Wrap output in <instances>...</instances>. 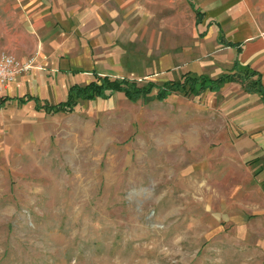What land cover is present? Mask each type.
I'll use <instances>...</instances> for the list:
<instances>
[{
	"label": "rangeland",
	"instance_id": "rangeland-1",
	"mask_svg": "<svg viewBox=\"0 0 264 264\" xmlns=\"http://www.w3.org/2000/svg\"><path fill=\"white\" fill-rule=\"evenodd\" d=\"M246 1L264 32V0ZM144 8L165 25L175 10L192 14L186 0ZM182 24L178 36L129 43L133 73L113 77L153 79L140 77L156 56L146 52L192 43V20ZM195 93L131 101L115 91L56 113L0 111V264H264V231L239 222L229 183L190 159L189 134L201 126L204 137V122L189 128Z\"/></svg>",
	"mask_w": 264,
	"mask_h": 264
},
{
	"label": "crops",
	"instance_id": "crops-1",
	"mask_svg": "<svg viewBox=\"0 0 264 264\" xmlns=\"http://www.w3.org/2000/svg\"><path fill=\"white\" fill-rule=\"evenodd\" d=\"M148 1L0 0V53H12L21 61L34 57L36 65L0 93L5 98L0 111L14 107L18 108L17 113L28 110L36 114L44 110L45 102L56 104L66 100L73 84L85 85L96 75H120L123 71L130 77L134 67L129 63L135 50L128 47L129 43L135 46L147 35L162 39L165 29L172 37L178 36L184 19H191L193 42L182 47L171 43L165 52L163 41L156 43L154 49L146 52L156 55L152 69L148 71L146 56L145 63L139 66L145 75L140 77L150 75L153 79L148 81L163 84L180 80L184 73L211 79L235 74L246 67L259 73L262 93L246 89L253 78L243 79L239 75L216 90L207 88L194 94L196 104L193 113H189L193 114L189 128L204 122V137L199 136L201 126H197V133L193 131L196 135L189 134L188 147L193 151L190 159L195 160L197 169L203 167L211 179L222 177L229 183L227 188L232 190L238 221L256 223L264 231L261 26L246 0H192L203 12L198 23L195 10L186 0L192 14L185 17L175 10L166 19V25L163 17L153 16L144 8ZM149 22H154V27ZM219 29L234 45L219 42Z\"/></svg>",
	"mask_w": 264,
	"mask_h": 264
},
{
	"label": "trees",
	"instance_id": "trees-1",
	"mask_svg": "<svg viewBox=\"0 0 264 264\" xmlns=\"http://www.w3.org/2000/svg\"><path fill=\"white\" fill-rule=\"evenodd\" d=\"M192 8L196 12V22H200L203 18L201 12L192 0H189ZM218 40L225 45H234L231 41L226 40L222 30L219 29ZM243 79L253 78L246 85L248 90H256L262 93L260 85V75L258 72L246 67L235 74H223L217 79H211L206 75H192L184 73L180 80H170L163 84H157L153 81H148L145 85L138 86L135 81H129L126 78L118 79L113 76H95V79L85 85L73 84L69 90L67 99L56 104L45 102L43 108L47 111L56 113L66 111L69 107L75 106L79 100H92L94 98L107 99L115 91H123L129 100L135 101L142 98H155L159 101H164L172 92H184L186 90H194L197 94L203 92L205 89L216 90L220 85L227 81L233 80L235 76ZM5 98L0 97V103H3Z\"/></svg>",
	"mask_w": 264,
	"mask_h": 264
},
{
	"label": "built area",
	"instance_id": "built-area-1",
	"mask_svg": "<svg viewBox=\"0 0 264 264\" xmlns=\"http://www.w3.org/2000/svg\"><path fill=\"white\" fill-rule=\"evenodd\" d=\"M35 67L34 57L21 61L12 53H0V93L20 74Z\"/></svg>",
	"mask_w": 264,
	"mask_h": 264
},
{
	"label": "bare ground",
	"instance_id": "bare-ground-1",
	"mask_svg": "<svg viewBox=\"0 0 264 264\" xmlns=\"http://www.w3.org/2000/svg\"><path fill=\"white\" fill-rule=\"evenodd\" d=\"M159 132V131H158ZM190 136H192V135H190ZM168 140V139H167ZM171 142V141H170ZM189 142V141H188ZM172 144V143H171ZM160 145H161V143H160ZM159 145V146H160ZM162 145H163V143H162ZM191 145V144H190ZM187 146V145H186ZM162 149V148H161ZM165 149V148H164ZM180 149V148H179ZM191 149V148H190ZM169 151V150H168ZM188 151V150H187ZM166 152V151H165ZM173 152V151H172ZM179 152V151H178ZM177 152V153H178ZM175 155H176V153H175ZM178 155V154H177ZM175 157V156H174ZM179 157V156H178ZM183 157V156H182ZM188 157V156H187ZM163 158V157H162ZM186 158V157H185ZM179 159V158H178ZM163 160V159H162ZM168 160V159H167ZM183 160V159H182ZM159 161V160H158ZM164 161V160H163ZM172 161V160H171ZM180 161V160H179ZM184 161V160H183ZM187 161V160H186ZM167 163V162H166ZM173 164V163H172ZM180 165V164H179ZM155 166V165H154ZM159 166V165H158ZM172 168V167H171ZM143 169V168H142ZM179 169V168H178ZM151 170V169H150ZM173 170V169H172ZM171 170V171H172ZM167 171V170H166ZM147 172V171H146ZM150 172V171H149ZM182 172V171H181ZM189 172V171H188ZM142 173V172H141ZM183 173V172H182ZM145 174H147V173H145ZM152 174V173H151ZM192 174V173H191ZM190 174V175H191ZM196 174V173H195ZM148 175H149V173H148ZM161 175H165V173H163V171H162V173H161ZM184 175V174H183ZM193 175H194V173H193ZM174 176V175H173ZM196 176V175H195ZM165 177V176H164ZM188 177V176H187ZM192 177V176H191ZM162 178V177H161ZM166 178H167V176H166ZM177 178V177H176ZM186 177H184V179H185ZM198 178V177H197ZM178 179V178H177ZM182 179H183V177H182ZM181 179V180H182ZM187 179V178H186ZM180 180V179H179ZM193 180V179H192ZM177 181V180H176ZM187 181H190L189 179L187 180ZM182 182V181H181ZM178 183H180V182H178ZM192 183V182H191ZM169 185L170 184H172L171 182L170 183H168ZM176 185H177V183H176ZM193 185V184H192ZM174 186V185H173ZM156 187H157V185H156ZM178 187V186H177ZM187 187V186H186ZM190 186H188L187 188H189ZM191 188H193V186L191 187ZM190 188V189H191ZM158 189V188H157ZM178 190V189H177ZM156 191V190H155ZM176 192V191H175ZM178 192V191H177ZM186 193H187V191H186ZM204 193V192H203ZM169 194V193H168ZM195 194V193H194ZM177 195V194H176ZM188 196V195H187ZM180 197V196H179ZM193 199V198H192ZM191 201V200H190Z\"/></svg>",
	"mask_w": 264,
	"mask_h": 264
}]
</instances>
